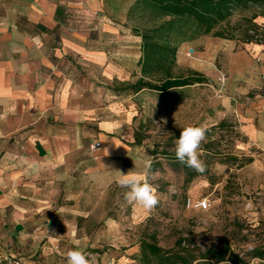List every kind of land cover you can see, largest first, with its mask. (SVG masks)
Returning a JSON list of instances; mask_svg holds the SVG:
<instances>
[{
	"label": "crops",
	"instance_id": "crops-1",
	"mask_svg": "<svg viewBox=\"0 0 264 264\" xmlns=\"http://www.w3.org/2000/svg\"><path fill=\"white\" fill-rule=\"evenodd\" d=\"M136 1L0 0V253L21 264H67L70 250L92 248L76 235L87 192L118 185L119 171H147L135 143L147 90L130 88L142 58L128 17ZM200 41L228 76L223 91L242 133L264 155L262 49ZM191 46L177 48L178 68H192Z\"/></svg>",
	"mask_w": 264,
	"mask_h": 264
},
{
	"label": "rangeland",
	"instance_id": "rangeland-1",
	"mask_svg": "<svg viewBox=\"0 0 264 264\" xmlns=\"http://www.w3.org/2000/svg\"><path fill=\"white\" fill-rule=\"evenodd\" d=\"M259 13L256 7L236 13L230 26L243 25L242 18ZM148 21L144 16L137 25L142 28ZM253 23L261 30L251 43H242L239 38L204 37L229 44L234 51L247 45L259 46L264 53V19L257 17ZM202 38L192 41L196 53L189 63L192 68L179 69H194L205 83L162 94L145 91L138 99L135 126L142 140L144 166L151 163V172L148 175L146 171L145 178L156 189L157 206L147 212L129 203L124 195L127 189L119 185L106 191L89 190L81 201L83 216L77 220L76 235L92 245L84 252L94 263L138 264L142 238L154 237L165 250L175 248L179 239L200 249L226 244L240 256L264 245V155L248 141L234 118V101L227 100L223 91L228 76L216 58L209 64ZM206 67L209 72H204ZM217 71L225 75L223 83L218 81ZM222 121L224 128L211 131ZM186 126H204L209 131L199 152L205 171L190 182L181 167L165 156L175 154V141ZM202 198L210 202L208 211L186 208L187 199Z\"/></svg>",
	"mask_w": 264,
	"mask_h": 264
},
{
	"label": "trees",
	"instance_id": "trees-1",
	"mask_svg": "<svg viewBox=\"0 0 264 264\" xmlns=\"http://www.w3.org/2000/svg\"><path fill=\"white\" fill-rule=\"evenodd\" d=\"M251 7L260 9V13L250 19L242 18L245 20L243 25L230 26L236 13ZM144 16L149 20L147 25L136 28L142 40L140 76L130 88L136 92L147 90L162 94L205 83L204 77L196 71L178 68L176 52L181 44L204 36L232 41L239 38L242 43H251L260 34L261 27L253 21L257 17L264 19V0H137L128 17L139 21ZM224 127L222 121L211 131ZM141 141L135 133V143ZM165 156L172 164L181 167L188 182L203 174L181 163L175 154ZM150 172L151 168L147 169L148 175ZM184 242L179 239L175 248L165 250L154 237L142 238L138 243V264H250L249 260L254 259L260 261L258 264H264V245L240 256L226 244L219 248L200 249Z\"/></svg>",
	"mask_w": 264,
	"mask_h": 264
},
{
	"label": "clouds",
	"instance_id": "clouds-1",
	"mask_svg": "<svg viewBox=\"0 0 264 264\" xmlns=\"http://www.w3.org/2000/svg\"><path fill=\"white\" fill-rule=\"evenodd\" d=\"M36 42L39 43L38 38ZM205 138L206 129L204 126H186L175 141L176 158L187 167L200 173H203L206 168L199 155L201 144ZM146 168H151L150 161L146 164ZM119 173L116 183L127 189L124 194L125 199L129 203H134L145 211L151 212L159 203V197L156 189L148 182L145 175L133 171L126 174L120 171ZM67 264H94V259L76 247L67 253Z\"/></svg>",
	"mask_w": 264,
	"mask_h": 264
},
{
	"label": "built area",
	"instance_id": "built-area-1",
	"mask_svg": "<svg viewBox=\"0 0 264 264\" xmlns=\"http://www.w3.org/2000/svg\"><path fill=\"white\" fill-rule=\"evenodd\" d=\"M186 58L190 60H195V53L193 50H188L185 54ZM219 73L218 81L224 82L225 81V75L221 73L220 71H217ZM262 82H264V74L261 76ZM99 147L98 143H95L91 148L96 149ZM186 208L189 210H196L200 212L208 211L210 209V202L205 199H187L186 200ZM0 264H21L20 260L17 258L12 257L11 255H4L0 253Z\"/></svg>",
	"mask_w": 264,
	"mask_h": 264
}]
</instances>
